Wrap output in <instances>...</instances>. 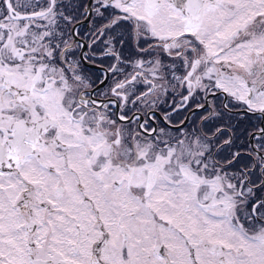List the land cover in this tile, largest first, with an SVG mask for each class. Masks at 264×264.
Returning <instances> with one entry per match:
<instances>
[{"label":"flooded vegetation","instance_id":"flooded-vegetation-1","mask_svg":"<svg viewBox=\"0 0 264 264\" xmlns=\"http://www.w3.org/2000/svg\"><path fill=\"white\" fill-rule=\"evenodd\" d=\"M2 1L13 20L34 18L52 24L54 40L52 51L45 52L37 47L38 43H32L30 36L34 34L32 29L45 30L48 25H6L25 32L23 45L29 44L30 48L22 47L17 58L23 107L11 125V136L0 138L5 149L4 159L0 160V179L17 177L25 185L22 195L32 190L40 198L32 208L57 213L60 220L70 219L72 224L54 221L47 226L39 236L42 254H37L33 239H28V249L21 243L15 245V252L22 250L24 259L11 257L12 242L4 239L0 244V264H139L137 254L147 256V264H174L173 257L168 256L173 252L169 247L158 244L152 252L151 244L143 247L136 244L139 240L127 239L129 232H139L135 226L119 224L116 228L114 224L102 223L96 209L94 221L74 223L65 206L44 201L48 197H69L74 185L89 202L87 192L80 191L92 189L96 180H104L100 168L105 166V160L115 163L120 171L123 167L128 169L126 177H115L113 183L121 186L128 182L132 195L143 201L157 225L181 234L177 225L159 217L147 202L146 192L140 189L144 186L140 181L143 177H134L138 175L139 163H168L165 168L170 183L176 170L181 174L183 189L178 196L187 202L186 197L191 195L190 203L193 201L208 215L226 216L236 230L256 242L259 251L255 253L261 255L251 250L248 264H264V132L253 135L254 148L260 153L249 142L250 133L260 129L264 109L247 107L246 102L220 84L222 75L228 77L237 71L251 89L264 86V50L252 47L249 65L244 68L239 63L238 69L230 65V58L220 57L227 47L219 46L221 38L237 37L234 33L221 35V30L234 21L244 24L237 31L238 36L243 33L239 39L255 35L251 24H264V12L243 16L248 5L236 0H170L166 6H162L163 0H142L144 14L129 11L123 0H91L90 9L89 0H67V5L57 0L51 2L47 12L55 9L51 17L20 18L21 14L14 16ZM253 3L250 9L264 7V0ZM50 105H54L55 112L45 115L44 110ZM19 120L21 135L16 144L12 137ZM236 125L249 126L247 144L229 146ZM1 131L10 133L6 128ZM224 134L226 137L222 138ZM76 136L84 141L90 136L98 137L99 150H85L93 157L92 163H77ZM8 143L24 163H12L6 157ZM220 152L227 154L220 159ZM246 161L252 165L246 167L244 177L237 182L244 199L234 201V213L229 214L232 210L225 208L229 206L228 198L235 194L219 187L220 173H235L238 170H232L237 168L234 163ZM51 174L57 175V180L51 179ZM153 177L149 179L154 185ZM205 180L211 181V190H207ZM0 182L5 189L12 185L11 182L7 187ZM220 192L226 207L220 208ZM174 195L177 194L167 195L168 203L173 202ZM65 201L69 205L72 200ZM236 212L245 213L242 222L233 220ZM182 225L185 230L188 228ZM23 226L32 233L37 223L27 217ZM186 246L175 248L182 251V264H202L200 252L191 254ZM208 246L223 249L220 245ZM105 250L111 260L104 255ZM3 251L9 256L1 255Z\"/></svg>","mask_w":264,"mask_h":264},{"label":"rangeland","instance_id":"rangeland-1","mask_svg":"<svg viewBox=\"0 0 264 264\" xmlns=\"http://www.w3.org/2000/svg\"><path fill=\"white\" fill-rule=\"evenodd\" d=\"M56 3L57 0H9L11 11L13 14L18 16L24 12H34L38 13L46 10L51 2ZM63 4L67 5V0H59ZM124 6L136 14H144L142 12V0H123ZM170 0H163L162 6L169 4ZM238 4H247V10L243 11V16H251L256 11L264 12V7L255 9L250 5L254 4V1L257 0H236ZM250 1V2H247ZM60 4V5H63ZM138 11V12H136ZM67 14V13H66ZM55 15V9L53 8L51 12L45 14L44 16L51 17ZM6 21V22H5ZM9 22H22L27 23L28 25L34 26H45L48 25L45 30L32 29L34 32L30 37L32 38V43H38L37 47L45 49V52H51L53 47L54 40V30L50 26V23H41L42 21L32 19H23V20H13L11 19L6 11L4 1L0 0V138H6V135L11 136V127L12 123L17 119L21 114L23 103H22V83H21V71L18 70V55L22 47L30 48L28 45H23V38L26 35L25 32L17 30L15 27H6ZM252 33L255 32V35H249L246 38L239 39V36L243 33H239L238 29L244 26L243 23H236L235 21L229 24L225 29L221 30V35H227L228 33H234L236 38H221L219 41L220 48L227 47V51L220 55L221 58H230V65L234 68L237 66L240 69L239 63L244 65V68L249 65L250 51L252 47H255L258 50H264V24H251ZM14 26V24H12ZM30 31V32H31ZM250 31V30H249ZM38 32V33H35ZM233 34V35H234ZM248 35V34H247ZM257 37L256 39H253ZM254 42L256 44L254 45ZM228 46H225L227 45ZM233 75L224 77L223 75L220 78L221 85L231 95L240 98L242 101L246 102L247 107H253L256 109H264V86L250 88L248 84L241 78L237 71H234ZM10 77V82L7 81V77ZM252 90V92H251ZM47 94L51 95L50 92ZM21 96V98H20ZM47 96V95H45ZM48 97V96H47ZM51 99V98H50ZM48 98V101H50ZM46 102V101H45ZM239 104V102H237ZM47 104V103H46ZM45 115H53L55 112V107L49 106L48 109L44 110ZM1 128H6L10 132L9 134H4L1 131ZM248 131V130H247ZM94 133V132H93ZM226 134L222 138H225ZM74 147L77 152L76 158L77 163H92L93 157L88 156L85 152L86 148L93 147L95 153L99 150V139L96 136L88 137L87 141H84L80 137L76 136L74 142ZM14 149L9 143L6 146V157L11 159L12 163H24V161H19L18 155L15 153ZM108 153V152H107ZM109 154V153H108ZM227 153L220 152L219 157L222 159ZM61 159V157H60ZM139 163V172L138 175L134 177H143L140 181L144 182V186H139L141 190L146 192L147 202L155 209L157 215L163 220L168 221L172 224H175L179 227L180 233H175L171 228L166 226H159L158 223L153 220L151 215L148 214V211L142 200H139L138 196H133L131 193V188L126 178L123 180V184L118 186L113 183L115 177L122 175L126 177L128 174V169L123 167L120 171L116 168L115 163H110L105 160V163L101 169V175L104 176V180H96L93 182L92 189H82L80 192H87L88 197L91 198L88 201H85L83 197L78 194L77 188L73 185L69 197H59V199H50V197L45 198V202H53L57 207L65 206L70 213H72L73 222H79L80 224H86L94 221L96 217V210L101 217L102 223L105 224H114L117 228L119 224L127 225V228L135 226L139 232L131 231L126 236L127 239H133L135 241L139 240L136 243L139 246L152 247V252L155 251L154 246L161 244L163 247H169L173 252L169 253V258L174 259V264H182L183 257H180V250H176V247L188 246V250L191 254L199 251L202 258V264H248L250 259V251L255 253L259 251L256 246V242L247 238L244 235L243 231L236 230L235 225L229 221L226 216H211L207 213H204L196 204L192 201L190 203L191 195L187 196V202H184V199L178 196V193L182 192L183 182L180 179V172L175 171V179L170 183L169 171L165 168L168 166V163ZM18 165V164H16ZM100 165V163H99ZM252 163L246 161L238 165V168L232 170H238L235 173H230L229 171L225 173H220L222 177L219 179V187L224 188L226 191L234 192L235 196H230L229 206L226 207V204L223 205V195L220 192L218 194V199L220 200V208L226 207L225 209H231L233 212V202L239 199L240 202L243 201L242 195L238 189L241 187L237 183L241 178L244 177V171L246 167H250ZM112 166V167H111ZM242 166V168L240 167ZM222 169V166H218ZM156 175V178L153 177L155 183H151V178L149 176ZM219 175V176H220ZM254 175H256L254 173ZM49 177L53 180H57V175L51 174ZM133 177V178H134ZM60 178V176L58 177ZM131 181L133 185L135 181ZM4 184L9 186L12 182V185L7 189L4 188L3 184L0 182V244L4 241L12 242V249L14 246L21 243L25 248H29L28 239H33L34 244L37 247V254H42L41 250L38 248L39 236L43 234V231L54 221H59L64 224H72L70 219L62 218L59 219L57 213H47L44 209L40 207H34L38 205L37 193L34 191H27V194L22 195V192L25 191V185H22L17 179V177L11 179L1 178ZM169 181V182H168ZM208 181V180H207ZM206 182L207 190H211L210 183L211 181ZM102 182V183H101ZM234 182V183H232ZM105 186V187H104ZM232 186V188H230ZM75 188V189H74ZM244 191V189H242ZM218 191V188L215 189ZM173 193L177 194L173 196V202L168 203V194ZM208 197V195H205ZM72 200L69 205L65 200ZM74 199V200H73ZM64 200V201H63ZM21 201V202H19ZM40 201V200H39ZM175 201V202H174ZM188 204V207L186 206ZM17 205H20V210ZM29 207L32 208L31 211L26 210ZM72 209V210H71ZM96 209V210H95ZM71 210V211H70ZM95 211V213H94ZM134 211L135 213H131ZM224 213V212H223ZM81 214H83L81 216ZM222 214V213H221ZM241 214V215H239ZM244 212H236L233 220L235 222H242V216ZM81 216V217H80ZM27 217L33 218L37 226L33 229V232L30 233L23 226L27 220ZM87 219H90L89 221ZM239 219V220H238ZM188 226V228L181 227ZM137 226V228H136ZM141 231V232H140ZM133 233V234H132ZM138 233V234H135ZM132 236V237H131ZM131 239V241H132ZM181 240V241H180ZM27 241V242H26ZM124 241L126 239L124 238ZM133 242V241H132ZM41 243V241H40ZM220 245L223 249H216L215 247L209 248L208 245ZM186 246V247H187ZM33 248V247H32ZM42 248V246H41ZM18 249V248H17ZM18 251V250H16ZM22 251V250H21ZM16 253L15 250L13 253H10L11 257L20 259L25 258L23 252ZM145 255L147 251L144 250ZM171 253H174L172 256ZM260 256V253H255ZM3 256H9L6 251L1 252ZM109 260L111 256L108 251L105 250L104 254ZM137 260L139 264H147V256L137 254ZM223 262V263H222ZM31 264V261L29 262Z\"/></svg>","mask_w":264,"mask_h":264},{"label":"water","instance_id":"water-1","mask_svg":"<svg viewBox=\"0 0 264 264\" xmlns=\"http://www.w3.org/2000/svg\"><path fill=\"white\" fill-rule=\"evenodd\" d=\"M5 2L7 3V6H8V8H9V0H5ZM90 2H91V0L88 1V7H89V9H90V7H91V6H90ZM49 10H50V8H48L46 11H44V12H42V13H40V14L47 13ZM35 15H36V14H33V13L21 14V15H20V18H24V17H32V16H35ZM207 103H208V102L206 101L205 104H203L202 106L205 107ZM193 110H195V109H193ZM243 111H244V112H249L248 110H245V109H243ZM261 114H262V113H261ZM15 125H16V129H15V131H14V133H13V137H12L13 140H12V141H15L16 144H19V141H20V135H21V131H20L21 121H20V120L17 121ZM263 132H264V114H262V120H261V124H260V129L251 132L250 135H249V142H250L251 146L253 147V149H254L255 151H257V150L254 148V145H253V135H254V134L260 135V134H262ZM1 145L3 146V144L0 143V160H3V159H4V154H5V149H3V147H2ZM257 152H258V151H257ZM258 153H260V152H258Z\"/></svg>","mask_w":264,"mask_h":264},{"label":"trees","instance_id":"trees-1","mask_svg":"<svg viewBox=\"0 0 264 264\" xmlns=\"http://www.w3.org/2000/svg\"><path fill=\"white\" fill-rule=\"evenodd\" d=\"M222 121L223 120H221V122ZM248 127L242 126V125H236L234 128L233 137H232V140L229 146H242V145L247 144V134H248L247 128ZM238 165L239 163H234V167L238 168Z\"/></svg>","mask_w":264,"mask_h":264},{"label":"bare ground","instance_id":"bare-ground-1","mask_svg":"<svg viewBox=\"0 0 264 264\" xmlns=\"http://www.w3.org/2000/svg\"><path fill=\"white\" fill-rule=\"evenodd\" d=\"M51 4V3H50ZM50 6L51 5H49V8H50ZM9 11H11V7H10V5H9ZM43 11H41V12H38V13H35L36 15L35 16H37V15H45V13H43V14H40V13H42ZM21 14H28V12L26 13V12H24V13H21ZM14 16H16V15H14ZM33 17V16H32ZM32 17H24V18H32ZM233 136V135H232Z\"/></svg>","mask_w":264,"mask_h":264}]
</instances>
